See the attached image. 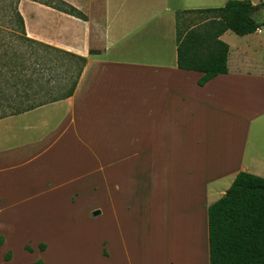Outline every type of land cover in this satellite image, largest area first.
<instances>
[{
  "label": "crops",
  "instance_id": "1",
  "mask_svg": "<svg viewBox=\"0 0 264 264\" xmlns=\"http://www.w3.org/2000/svg\"><path fill=\"white\" fill-rule=\"evenodd\" d=\"M65 1L87 19L19 2L27 37L86 64L72 96L0 118V264H69L72 255L79 264H210L209 206L240 171L264 177V29L224 32L229 71L201 85L203 72L178 67L176 11L228 0ZM263 10L252 14L259 22ZM101 195L103 205L83 210L99 221L113 205L125 228L126 213L144 218L154 229L148 252L138 232L127 240L132 255L125 237L108 235L87 237V251L59 252L69 217L51 222L50 238L32 233L53 205L70 211Z\"/></svg>",
  "mask_w": 264,
  "mask_h": 264
},
{
  "label": "trees",
  "instance_id": "2",
  "mask_svg": "<svg viewBox=\"0 0 264 264\" xmlns=\"http://www.w3.org/2000/svg\"><path fill=\"white\" fill-rule=\"evenodd\" d=\"M16 18L25 33L24 18L17 0ZM52 6L76 17L87 16L75 5L65 0H34ZM264 6L250 0H228L221 7L181 9L176 11L177 64L179 68L203 72L199 83L229 71L230 46L221 36L227 30L239 35L253 33L264 25L252 14ZM26 40L57 50L70 56L77 65L68 87H52L45 92L24 89L19 94H0V118L22 113L35 107L68 98L74 94L86 64V58L72 52L25 37ZM68 79V78H67ZM66 79V80H67ZM8 82V81H7ZM210 264H264V177L240 171L226 193L208 208ZM4 236L0 234V247ZM41 249L46 244L40 245ZM28 250L32 248L27 245ZM8 251L6 260L11 259ZM37 264V262H35Z\"/></svg>",
  "mask_w": 264,
  "mask_h": 264
},
{
  "label": "rangeland",
  "instance_id": "3",
  "mask_svg": "<svg viewBox=\"0 0 264 264\" xmlns=\"http://www.w3.org/2000/svg\"><path fill=\"white\" fill-rule=\"evenodd\" d=\"M17 2V0H0V94H2L3 90L6 88H9V93L17 95L24 89H30L31 91L33 88L39 89L41 87L47 92L49 88L52 87L56 88V90L60 88L58 86L64 85L68 87L72 75L76 73V69H73V65H77V61H74L70 56L57 50L26 40L25 33L16 18L15 12ZM262 15H264V10ZM261 27L263 30L264 25ZM230 33L232 35H237L235 32ZM167 43L169 44V41ZM118 199L119 197H115V201ZM100 204H104L103 195L97 196L91 201L79 199L78 204L75 203L70 211H55L52 208L61 207L59 205H53L51 207L52 210L50 209V211L43 213L48 216L49 223L43 225L33 224V228L31 229L32 233L35 236L37 233L42 232V236L50 238L51 235L55 233L54 231L57 230L55 225L51 222L61 218L67 220L69 217L74 224L62 228L60 231L62 235L69 234L71 236H63V239H65L64 241L68 242L57 244L59 252H72L74 254V251L78 253L81 248L87 251L86 248H89L88 244H85L87 237L90 236V240L93 239V241H95L98 236L108 235L113 239L119 240L120 243H123L122 237H125L124 241L126 240L127 243L123 245V247H127L130 251V255H132L133 245L128 243L127 240L130 239L129 235L134 232H138L139 235L144 238L143 245L141 243V246L145 252H148L146 249L150 247L149 241L152 239L151 236L154 229H147V227H145L147 226L145 219L138 216L135 218L134 215H136V213L130 216L131 213L125 212L126 215L129 216L127 220L129 223L126 228L122 227L121 224L125 222L124 214L119 209L115 211L112 205L110 206V211L98 215L100 216L99 221H94L96 219L90 217L87 210H83L84 206H87V209L90 210L94 205L99 207ZM114 205L118 206L117 202ZM156 205H158L157 209H159L160 204ZM141 206L143 207V205ZM99 209L102 210V208ZM159 214L161 216L163 215L161 212H159ZM134 221L137 222L138 228L132 227V222ZM161 222H163L162 219ZM80 236H82L81 239L85 240L82 242L83 244L73 243L69 240L76 239ZM33 239L34 238H31V243H34ZM204 241L206 248L207 232L205 228ZM77 256L78 255H72L74 259L70 260L69 264H79L81 257Z\"/></svg>",
  "mask_w": 264,
  "mask_h": 264
},
{
  "label": "water",
  "instance_id": "4",
  "mask_svg": "<svg viewBox=\"0 0 264 264\" xmlns=\"http://www.w3.org/2000/svg\"><path fill=\"white\" fill-rule=\"evenodd\" d=\"M98 213H100V211H96V212H95V214H98Z\"/></svg>",
  "mask_w": 264,
  "mask_h": 264
}]
</instances>
